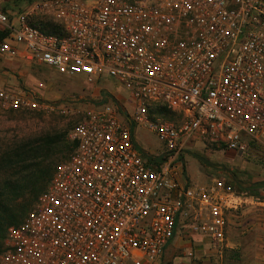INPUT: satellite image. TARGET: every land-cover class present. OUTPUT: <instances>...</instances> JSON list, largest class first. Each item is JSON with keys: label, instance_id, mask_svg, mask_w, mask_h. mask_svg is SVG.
I'll return each instance as SVG.
<instances>
[{"label": "built area", "instance_id": "obj_1", "mask_svg": "<svg viewBox=\"0 0 264 264\" xmlns=\"http://www.w3.org/2000/svg\"><path fill=\"white\" fill-rule=\"evenodd\" d=\"M44 12L57 25L41 27ZM0 30L2 55L128 91L75 125L74 151L8 228L0 264H157L179 222L221 260L228 215L264 195L193 183L184 156L196 141L264 145V0H34L13 13L0 5ZM49 106L0 87V110ZM137 126L161 140L163 162L144 156Z\"/></svg>", "mask_w": 264, "mask_h": 264}, {"label": "rangeland", "instance_id": "obj_2", "mask_svg": "<svg viewBox=\"0 0 264 264\" xmlns=\"http://www.w3.org/2000/svg\"><path fill=\"white\" fill-rule=\"evenodd\" d=\"M33 1L0 0V5L13 13L23 10ZM37 20L44 22L53 18L44 12ZM8 64L9 61H6L3 70L10 71L8 74L12 75L14 83H17L19 88L16 92L29 94L37 91L50 106L42 110H0V152L19 143L36 141L49 134L62 136L64 138L60 147L62 151L52 160L53 174L72 152L66 148L67 143L72 142L70 133L75 125L84 119L88 110L105 101L113 102L117 98L123 99L128 96L125 86L108 76L91 83L85 75L67 76L54 69L39 65L27 66L16 61ZM40 84L43 85L42 88ZM135 139L140 150L151 156L160 155L163 149V143L157 135L143 127H135ZM184 159L185 177L193 183H211L214 178H221L237 191L250 193L264 185V145H258L253 141L249 142L248 151L245 153L205 146L196 141L194 148L185 154ZM6 176L8 172H0V183ZM39 198L32 203L29 211L36 207ZM249 210L250 207L239 211L241 215L243 214L239 225L240 231L232 235V240L251 244L254 236L260 235L264 242V226L252 228L250 219L245 218ZM176 235L182 242L191 245L190 250L173 251L167 247L157 264H220L219 256L215 253L209 254L208 246L205 244L202 246L206 247L204 252L197 250L199 246L195 245L196 234L187 224L179 222ZM257 249L264 253V248ZM234 256L236 261L246 264L256 259L254 251L249 252L243 247Z\"/></svg>", "mask_w": 264, "mask_h": 264}, {"label": "trees", "instance_id": "obj_3", "mask_svg": "<svg viewBox=\"0 0 264 264\" xmlns=\"http://www.w3.org/2000/svg\"><path fill=\"white\" fill-rule=\"evenodd\" d=\"M39 25L47 27L57 24L51 20L39 21ZM4 36L5 33L0 30V40ZM63 140L62 136L49 134L36 141L19 143L0 152V172H8V176L0 183V253L4 249L8 228L22 222L32 203L50 183L53 176L52 160L62 151L60 147ZM75 147L76 143L73 141L66 145L68 151L72 152ZM142 153L149 161L158 164L165 159L162 155L152 157L144 150ZM260 191L255 190L253 194L262 195Z\"/></svg>", "mask_w": 264, "mask_h": 264}, {"label": "crops", "instance_id": "obj_4", "mask_svg": "<svg viewBox=\"0 0 264 264\" xmlns=\"http://www.w3.org/2000/svg\"><path fill=\"white\" fill-rule=\"evenodd\" d=\"M6 61H9V64L12 61L13 62L16 61L17 63L18 62L22 63V62L14 59V58L7 57L6 55H2L0 53V87H4L7 89H12L14 91H16V90L18 91L19 88L17 86V83H14L15 81L12 78V75L8 74L10 71L3 70V68H5V67H3V65L6 63ZM27 66H30V65H27ZM7 75H8V77H7ZM28 89H30V88H28ZM23 92H25V91H23ZM256 190H261L260 194H262V195L264 194V187L257 188ZM246 214H245V218L250 219V223L253 224L252 228H255L257 226L258 227L264 226V203H256L255 205L250 207V210ZM242 215L239 212L230 213L228 215V217H229L228 222L229 223H228V228H227V240H228L229 248H227L224 257L221 259L220 264H246V263H242L241 261L239 262V260L236 261L235 256H234L235 253L242 247L246 248V250H249V252L254 251L256 254V259L251 261L250 264H264V253L262 254L260 251H258L260 249H257V248H261V249L264 248V242L262 241L263 239L260 238V235L259 236L255 235L254 236L255 239L251 241V244H248L245 242L243 244V242H238L236 240H232L234 234L240 231L239 225L241 224V221H242L241 220ZM195 234H196L195 245L199 246L197 250H201V252H204L206 250V247L204 248L202 246H204V244H205L206 246H208L207 252H209V254H213L214 251L211 247L210 240L206 236H203V235L197 234V233H195ZM257 237H259V238H257ZM167 247H170L171 250H173V251L178 250V249H184V250L188 251V250H190L191 245H189V243L182 242L180 240V238L175 234V236L173 237V239L171 240V242L169 243V245Z\"/></svg>", "mask_w": 264, "mask_h": 264}]
</instances>
